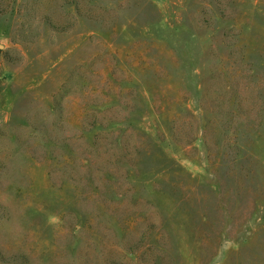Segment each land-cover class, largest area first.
Returning <instances> with one entry per match:
<instances>
[{"label": "rangeland", "instance_id": "obj_1", "mask_svg": "<svg viewBox=\"0 0 264 264\" xmlns=\"http://www.w3.org/2000/svg\"><path fill=\"white\" fill-rule=\"evenodd\" d=\"M0 264H264V0H0Z\"/></svg>", "mask_w": 264, "mask_h": 264}]
</instances>
